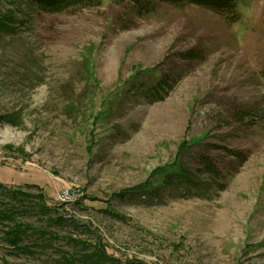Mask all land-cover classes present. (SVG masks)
I'll return each mask as SVG.
<instances>
[{"label":"rangeland","instance_id":"1","mask_svg":"<svg viewBox=\"0 0 264 264\" xmlns=\"http://www.w3.org/2000/svg\"><path fill=\"white\" fill-rule=\"evenodd\" d=\"M140 2L0 0V183L60 236L13 250L0 222V264H70L62 236L124 264H264V0L233 24ZM180 162L199 187L163 185Z\"/></svg>","mask_w":264,"mask_h":264},{"label":"trees","instance_id":"2","mask_svg":"<svg viewBox=\"0 0 264 264\" xmlns=\"http://www.w3.org/2000/svg\"><path fill=\"white\" fill-rule=\"evenodd\" d=\"M29 3L38 7L44 11H59L65 8H68L72 5L85 4V3H96L99 0H28ZM137 4H141L140 0H133ZM160 2H168L175 5L183 4H194L207 8L216 14L223 17L228 23L233 24L241 20V13L238 9L239 0H154ZM181 163V162H180ZM166 170V169H163ZM195 171L187 168L183 163L179 164L178 169H173L172 172H167L164 176L163 185L165 186H176L179 184H185V186H195L199 187L197 183V174ZM210 172L217 173L216 169H211ZM197 177V178H196ZM27 187L30 189L42 190V187L39 184L35 183H26ZM0 189H3L1 195H7L8 202L11 203L8 206L0 209V222H10L7 224V230L4 231L3 241L6 243L7 248L19 251H29L31 245L23 244L24 240L29 236H34L37 240H53L59 238L55 233H48L45 230L39 229L37 226L30 225L22 221L20 218L27 216L30 213H35L38 218L43 216L46 213V209H42L43 205L35 203L36 207H29L25 205L24 200L28 194H23L21 188L9 189L0 183ZM160 189H154V191L159 196ZM129 191L127 193H122L121 196H129L135 194L136 192ZM27 193V192H26ZM5 199V196H1ZM40 197V195H39ZM15 201L12 203L11 201ZM43 201L42 199H40ZM51 218V217H50ZM48 220V218H47ZM58 223L63 224V218L58 219ZM74 224V223H73ZM59 226V225H58ZM74 229L78 228V224L73 225ZM62 230V228H59ZM65 238V242H69L77 246L74 255L70 258L71 255H66L63 249L59 248V253L62 254V258L70 264H124L119 260H110V256L106 255L102 246H91L90 242L79 241L77 238L72 236H62ZM30 238V237H29ZM85 242V243H84ZM109 257V258H108ZM126 264H143L142 262H135L134 260H127Z\"/></svg>","mask_w":264,"mask_h":264},{"label":"built area","instance_id":"3","mask_svg":"<svg viewBox=\"0 0 264 264\" xmlns=\"http://www.w3.org/2000/svg\"><path fill=\"white\" fill-rule=\"evenodd\" d=\"M68 192H64L62 195H61V199L63 200H66L68 198Z\"/></svg>","mask_w":264,"mask_h":264}]
</instances>
